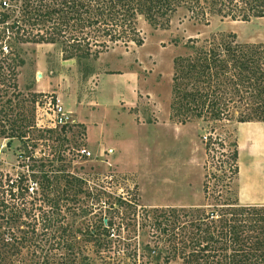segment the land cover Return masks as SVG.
Wrapping results in <instances>:
<instances>
[{"label": "rangeland", "instance_id": "1", "mask_svg": "<svg viewBox=\"0 0 264 264\" xmlns=\"http://www.w3.org/2000/svg\"><path fill=\"white\" fill-rule=\"evenodd\" d=\"M207 19L206 23L191 19L185 7L170 14L169 22L162 26L151 25L140 16L136 24L143 40L140 46L119 42L97 58L63 60L57 43L11 40V50L23 64L16 68L17 87L12 95L10 90L6 93L0 86V184L3 186L4 178L8 180L15 175L39 184L41 163L46 170L60 169L61 173L79 176L85 182L75 188L74 191L80 190V193L75 192V201L71 196L73 199L65 215L68 230L62 233L61 229H54V237L40 244L42 249L37 254L31 252L37 247L30 250L31 246L26 244L23 264L39 263L42 256L49 254L46 248L58 242L66 246L52 254L55 264L63 262L62 257L66 256L63 254L71 250L88 254L89 241L84 231L98 229L100 217L105 215L100 214L104 210L102 205L99 210L90 203L91 197H96L100 191L130 194L140 205L139 212L142 208L148 212L146 219L142 215L137 218L138 228L133 232L135 242L141 244L155 240L148 223L160 210H183L178 213L180 222L185 221V212L194 217L210 213L224 198L218 201L204 196L205 173L212 169L205 142L209 137H217L224 143L213 160V173L224 179L228 174L225 154L238 140L237 128H246L245 133L254 135L252 140L247 137L238 148L241 173L233 180L232 195L242 204L264 206V181L255 186H249L247 181L250 176L264 177V121H214L208 114L193 117L176 109L183 114L178 117L171 108L173 60L191 52L189 38L201 41L233 35L237 43L247 47L261 45L262 53L264 51V17L241 21L208 15ZM43 96L58 97L62 108L72 111V115L68 114L70 124L51 128L53 122L49 119L54 118L53 115L39 109L45 100ZM33 100L39 102L38 108ZM230 110L235 115L241 112L237 107ZM183 117L185 122L179 123ZM13 120L16 125L23 120L33 122L38 124L35 128L52 132L30 129L26 140L13 138L12 144L7 146L8 138H4L1 131L9 128ZM240 139L242 141V134ZM209 182L212 184L214 179ZM243 183L247 186H241ZM55 184L52 194L63 196L65 190L68 191L64 178ZM26 200L31 199L28 196ZM173 224L178 226L176 222H162L165 227ZM159 227L154 224V234H160ZM91 244V251H96L98 242L92 238ZM67 246L70 247L66 251ZM81 258L82 254L73 262L135 264L116 255L101 261L91 255L86 261H80Z\"/></svg>", "mask_w": 264, "mask_h": 264}, {"label": "trees", "instance_id": "2", "mask_svg": "<svg viewBox=\"0 0 264 264\" xmlns=\"http://www.w3.org/2000/svg\"><path fill=\"white\" fill-rule=\"evenodd\" d=\"M180 7L186 8L191 19L205 23L208 22V15L219 16L221 20L241 21L264 17V0H24L20 18L0 31V41L7 37L6 50L0 45V86L6 93L10 90L12 95L17 87L16 68L23 64V60L11 50L12 39L57 43L63 60L97 58L119 42H133L140 46L143 40L136 27L140 16L151 25L162 26L169 22V15ZM7 17L4 16L3 21ZM188 43L191 52L173 60L171 108L193 117L208 114L214 121H264L262 46L247 47L237 43L233 35L201 41L189 38ZM32 102L35 104L36 100ZM235 107L241 109L237 115L230 110ZM179 115L183 114L177 112ZM23 121L16 125L13 120L9 128H2L1 134L8 138L7 146L12 144L13 138L26 140L30 129L37 128L33 122ZM184 122V117L179 120V123ZM38 131L52 132L48 129ZM223 144L217 137H209L205 142V153L211 160L212 169L205 173L202 184L204 196L218 201L224 198V202L216 204L210 213L194 217L185 212V221L180 222L178 213L183 210H160L148 223L155 240L151 244H141L133 238L138 228L137 218L142 215L146 219L148 212L142 207L139 212L140 205L130 194L123 196L100 191L96 197H91L90 203L99 210L102 205L104 210L100 214L105 215L100 217L98 229L84 231L89 241L86 246L88 254L71 250L63 254L66 255L62 257L64 261L57 264H77L73 261L80 254L83 256L80 261H86L90 255L100 261L116 255V258L135 264H264V206L240 204L232 195L231 185L239 173L236 140L233 148L225 154L228 174L219 179L213 173V160L220 154ZM38 170L41 177L39 184L18 176L16 180L8 179L7 189L2 192L0 264H23L22 253L26 244L31 246L30 250L33 246L37 247L31 251L37 254L42 249L40 244L54 237V229H61L62 233L68 230L65 215L73 199L71 196L75 201V195L80 190H74L84 181L79 176L63 174L60 169L46 170L44 163L39 165ZM31 175L36 177L33 173ZM63 178L68 191L65 190L63 196L52 194V186ZM209 179H214V182L210 184ZM28 196L29 201L26 200ZM162 222H176L178 226L165 227ZM154 224L156 228L160 225V234L153 233ZM141 229L145 228L141 226ZM92 238L98 242L96 251L90 249ZM63 246L66 244L62 242L52 244L45 250L49 254L42 256L39 263L35 261L32 264H55L52 254ZM109 252L116 254L110 255ZM68 256L71 258L67 259Z\"/></svg>", "mask_w": 264, "mask_h": 264}, {"label": "built area", "instance_id": "3", "mask_svg": "<svg viewBox=\"0 0 264 264\" xmlns=\"http://www.w3.org/2000/svg\"><path fill=\"white\" fill-rule=\"evenodd\" d=\"M23 1L24 0H0V31L6 25L10 24L13 20L20 18ZM6 15H8V17L3 21L4 16ZM6 40L7 37L4 40L0 41V45H2V49L4 50H6V44H7ZM43 98H45V100L43 101V104L39 107V109L44 110L45 114L53 115L54 118L49 119L53 122V126L51 128H56L58 126L62 128L70 124L68 118L71 116H68L69 113L62 108L58 97L43 96ZM38 104L39 102H36L37 108H38ZM36 125L38 126V124ZM81 152L85 153V150H81ZM17 178H18L17 175L11 177L12 180H16ZM6 187H7V180L6 178H4V185L0 187V201L2 199V192L6 191L7 189Z\"/></svg>", "mask_w": 264, "mask_h": 264}, {"label": "crops", "instance_id": "4", "mask_svg": "<svg viewBox=\"0 0 264 264\" xmlns=\"http://www.w3.org/2000/svg\"><path fill=\"white\" fill-rule=\"evenodd\" d=\"M96 99V98H95ZM94 99V101H96ZM64 108H65V106H64ZM76 108V107H75ZM69 114H71L72 115V111L71 110H69V109H65ZM77 110V109H76ZM246 123H252V122H246ZM245 131H246V128H237V139L238 140H236L237 141V146H238V148H240V146L242 145V142H245L246 141V139H247V137H248V139H250V140H252V138H253V135L254 134H252V133H249V134H247V133H245ZM240 133V134H239ZM241 134H242V141H241V139H240V136H241ZM238 163H240V159H239V152H238ZM240 173H241V167L239 166V173H238V175H240ZM249 178V179H248ZM247 181H248V183H249V186H255V183H260L261 181L263 182L264 181V177L263 176H256L255 175V177H247ZM258 181V182H257ZM246 184H241V186H245ZM247 186V185H246ZM262 186V185H261ZM264 186V185H263ZM254 188V187H253ZM240 203V202H239ZM240 204H242V203H240ZM245 205V204H244Z\"/></svg>", "mask_w": 264, "mask_h": 264}, {"label": "water", "instance_id": "5", "mask_svg": "<svg viewBox=\"0 0 264 264\" xmlns=\"http://www.w3.org/2000/svg\"><path fill=\"white\" fill-rule=\"evenodd\" d=\"M40 74H38V76H39Z\"/></svg>", "mask_w": 264, "mask_h": 264}]
</instances>
